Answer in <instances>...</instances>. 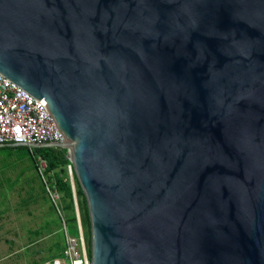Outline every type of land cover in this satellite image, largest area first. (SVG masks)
<instances>
[{
  "label": "water",
  "instance_id": "water-1",
  "mask_svg": "<svg viewBox=\"0 0 264 264\" xmlns=\"http://www.w3.org/2000/svg\"><path fill=\"white\" fill-rule=\"evenodd\" d=\"M0 73L65 137L34 148L91 264H264V0H0Z\"/></svg>",
  "mask_w": 264,
  "mask_h": 264
},
{
  "label": "trees",
  "instance_id": "trees-1",
  "mask_svg": "<svg viewBox=\"0 0 264 264\" xmlns=\"http://www.w3.org/2000/svg\"><path fill=\"white\" fill-rule=\"evenodd\" d=\"M0 154H5L3 164L6 166H14L26 164V168L21 169L15 179H7L0 181V219L3 201L5 200L6 190L9 192L22 189L21 182L29 183L32 194L21 201L22 205L29 204L31 201L37 199L41 195V199L49 204V215L56 218L59 224L58 237L53 235L52 245L49 248L50 258L46 262H51L63 256L66 248L64 224L68 234L71 237H79L78 218L74 203V191L69 175V166L72 167L73 181L75 185V193L77 197L78 209L82 229L84 232L85 240L89 249V254L92 256L91 250V220L89 215L88 203L85 194L80 186L77 176L74 172L73 165L68 158V150L65 148L57 147H38L30 148L27 146L14 147L11 145L0 147ZM42 162L45 163V169L41 170ZM32 172L34 175H27ZM48 189L55 191L59 194L60 200L58 208L51 202ZM40 193H39V192ZM61 213V214H60ZM48 226V222L46 223ZM45 226V227H47ZM43 230H36L31 232V243L35 244L44 235ZM36 239V240H34ZM29 245V246H30Z\"/></svg>",
  "mask_w": 264,
  "mask_h": 264
},
{
  "label": "built area",
  "instance_id": "built-area-1",
  "mask_svg": "<svg viewBox=\"0 0 264 264\" xmlns=\"http://www.w3.org/2000/svg\"><path fill=\"white\" fill-rule=\"evenodd\" d=\"M65 142L64 135L45 106L19 84L0 73V147L11 145L34 148V146ZM44 165L42 162L41 170L45 169ZM69 168L72 172V167L69 166ZM71 183L78 218L79 237H71L68 234L63 220L66 240L63 256L44 264H91V256L81 225L73 178ZM48 192L51 202L58 208L59 194L50 189Z\"/></svg>",
  "mask_w": 264,
  "mask_h": 264
},
{
  "label": "rangeland",
  "instance_id": "rangeland-1",
  "mask_svg": "<svg viewBox=\"0 0 264 264\" xmlns=\"http://www.w3.org/2000/svg\"><path fill=\"white\" fill-rule=\"evenodd\" d=\"M5 157V154H0V181L6 182L7 179H15L21 169L27 166L24 164L17 168H6L3 164ZM68 170L72 182V172L70 168ZM27 175L34 174L28 172ZM20 187L21 190L17 187L16 191L9 193L5 188L7 194L1 206L4 214L1 213L0 219V264H44L50 258L49 248L54 241L53 235L58 237L59 224L56 218L49 215V204L40 198L41 195L29 204L22 205L21 201L32 192L29 183L25 181L21 182ZM43 229L41 239L30 245L31 232Z\"/></svg>",
  "mask_w": 264,
  "mask_h": 264
}]
</instances>
